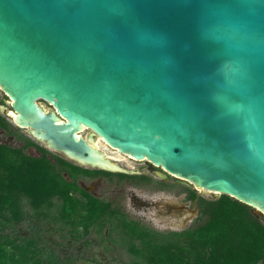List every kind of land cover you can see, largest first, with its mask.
<instances>
[{
	"label": "water",
	"instance_id": "water-1",
	"mask_svg": "<svg viewBox=\"0 0 264 264\" xmlns=\"http://www.w3.org/2000/svg\"><path fill=\"white\" fill-rule=\"evenodd\" d=\"M0 90L78 165L141 173L99 137L264 217V0H0Z\"/></svg>",
	"mask_w": 264,
	"mask_h": 264
},
{
	"label": "trees",
	"instance_id": "trees-1",
	"mask_svg": "<svg viewBox=\"0 0 264 264\" xmlns=\"http://www.w3.org/2000/svg\"><path fill=\"white\" fill-rule=\"evenodd\" d=\"M0 127L22 141L0 143V264H68L47 245L39 226L51 224L63 235L82 238L92 229L101 232L107 222L128 236L129 264H264V217L233 197H206L171 178L155 179L160 187L185 192L198 216L180 230L149 228L79 184L97 176L134 184L149 177L78 165L20 132L1 113ZM29 147L39 155L27 153ZM23 221L31 223L28 234L7 232Z\"/></svg>",
	"mask_w": 264,
	"mask_h": 264
},
{
	"label": "rangeland",
	"instance_id": "rangeland-1",
	"mask_svg": "<svg viewBox=\"0 0 264 264\" xmlns=\"http://www.w3.org/2000/svg\"><path fill=\"white\" fill-rule=\"evenodd\" d=\"M8 102L9 100L6 99V103L0 104H3L10 110ZM38 104L46 110L51 109V106L43 100H38ZM0 113L12 123L11 119L6 115L7 113L11 114L12 111L4 110L0 111ZM18 129L29 136L25 128L18 127ZM88 131V129L82 131V136L85 137ZM0 143L12 146L22 145L21 140L1 127ZM95 143L107 157L115 159L121 165L129 167V169L140 168L146 165L145 161L136 160L108 147L99 137H96ZM39 144L42 145L41 143ZM26 152L35 156L39 155L35 147L27 148ZM55 153L63 156L58 152ZM170 178L174 179L172 176ZM82 184L85 187L91 188L93 193L104 199L119 202L130 215L140 217L158 229L180 230L188 226L193 219H196V211L193 205L190 201H186L183 198L184 194L179 192L178 188H173L169 192L138 187L132 189L124 185H115L103 178L84 179ZM198 192L206 197L218 195L211 192ZM131 193H134L137 197L135 200L132 199ZM30 228V221H23L16 223L13 230L9 227L7 232L14 231L19 235H26ZM36 228L33 229L37 230ZM38 229L47 245L54 249L68 264H129L130 256L122 248L108 249L111 246L106 241H102L100 239L101 236L95 233L82 238H72L67 233L63 235L62 232L55 230L53 225L47 223L41 224ZM105 246L107 247L106 249Z\"/></svg>",
	"mask_w": 264,
	"mask_h": 264
},
{
	"label": "flooded vegetation",
	"instance_id": "flooded-vegetation-1",
	"mask_svg": "<svg viewBox=\"0 0 264 264\" xmlns=\"http://www.w3.org/2000/svg\"><path fill=\"white\" fill-rule=\"evenodd\" d=\"M0 100L1 102L0 103H6V99L8 100L7 96H5V94L3 93L2 90H0ZM9 104V102H8ZM10 107V106H9ZM10 114V113H9ZM114 162H118L116 161L115 159H112ZM119 165H121L119 162H118ZM122 167H126L124 165H121ZM89 168H92V167H89ZM127 169H129V167H126ZM134 169H138L141 171V173H133V174H137V175H145L147 177L150 178L149 181H144V182H140L138 184H134L131 180L129 179H123V180H118L117 177H114L112 180H109L107 179L106 177L104 176H97L95 178H82L79 180V184L81 185V187H83L85 190H87L88 192H90L91 194L95 195V196H98L96 195L95 193H93V191H91V188H88V187H85L83 186L82 184V181L84 179H99V178H103V179H106L107 181L109 182H112L113 184L115 185H124V186H127V187H131L132 189L138 187V188H143V189H153L155 191H160V192H169L170 190L166 189V188H163V187H160L156 181H154L155 179H158L154 176L153 174V170H152V167L151 165L146 162V165L143 166V167H140V168H134ZM159 180V179H158ZM174 180V179H172ZM175 181V180H174ZM170 182V181H168ZM182 184V183H180ZM185 185V184H183ZM187 186V185H186ZM179 191V189H178ZM184 194V199H185V192H182ZM199 193V192H198ZM200 194V193H199ZM100 197V196H98ZM131 197L133 200H135V198H137L134 193H131ZM102 198V197H101ZM107 200V199H106ZM110 201V200H108ZM186 201H190V200H186ZM112 203L113 206H117L120 211H122L124 214L127 215L128 219H131V220H135L137 222H139L141 225H144V226H147L149 228H153V229H156V230H171V229H158L157 227H154L153 225H150L147 221H144L142 218L140 217H135V216H132L130 215L126 210L125 208L123 207V205H121L119 202H114V201H110ZM191 202V201H190ZM191 204L193 205L194 207V210L196 211V218L198 216V212H197V208L195 206V203L192 201ZM195 221V219H193L191 221L190 224H192L193 222ZM189 224V225H190ZM188 225V226H189ZM187 227V226H186ZM183 229V228H182ZM121 227L118 226L116 223H113V224H110L109 222H107L103 228H102V231L101 232H97L95 231L94 229H92L86 236H88L89 234L91 233H95L96 235H100L101 236V240L102 241H106L107 244H109L111 247H109L108 249H116V248H122L125 253H127L129 256H131V253L129 252V250L125 247L127 244H126V239L128 238L127 235L125 234H122L121 233ZM85 236V237H86ZM107 247L105 246V249Z\"/></svg>",
	"mask_w": 264,
	"mask_h": 264
},
{
	"label": "bare ground",
	"instance_id": "bare-ground-1",
	"mask_svg": "<svg viewBox=\"0 0 264 264\" xmlns=\"http://www.w3.org/2000/svg\"><path fill=\"white\" fill-rule=\"evenodd\" d=\"M11 114H13V112L11 113ZM85 129H83L82 131H84ZM80 135V134H79ZM96 146L98 147V145L96 144ZM109 158V157H108ZM110 159V158H109ZM109 162H111V163H113V164H116V165H118V163H116V162H114L112 159H110L109 160Z\"/></svg>",
	"mask_w": 264,
	"mask_h": 264
}]
</instances>
